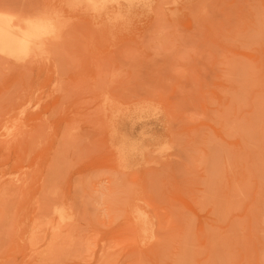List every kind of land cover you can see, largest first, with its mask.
Returning a JSON list of instances; mask_svg holds the SVG:
<instances>
[{
	"label": "rangeland",
	"instance_id": "374dc122",
	"mask_svg": "<svg viewBox=\"0 0 264 264\" xmlns=\"http://www.w3.org/2000/svg\"><path fill=\"white\" fill-rule=\"evenodd\" d=\"M0 13V264H264V0Z\"/></svg>",
	"mask_w": 264,
	"mask_h": 264
},
{
	"label": "bare ground",
	"instance_id": "6f19581e",
	"mask_svg": "<svg viewBox=\"0 0 264 264\" xmlns=\"http://www.w3.org/2000/svg\"><path fill=\"white\" fill-rule=\"evenodd\" d=\"M98 10L112 5L118 10L125 0H88ZM52 34L51 22L45 18L22 19L0 13V54L13 58H28L47 35Z\"/></svg>",
	"mask_w": 264,
	"mask_h": 264
}]
</instances>
